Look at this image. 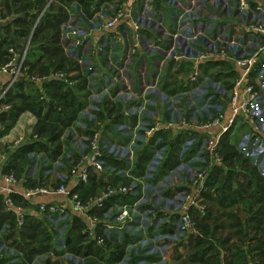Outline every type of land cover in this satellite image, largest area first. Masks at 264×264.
Wrapping results in <instances>:
<instances>
[{"label":"crops","instance_id":"0c3cea01","mask_svg":"<svg viewBox=\"0 0 264 264\" xmlns=\"http://www.w3.org/2000/svg\"><path fill=\"white\" fill-rule=\"evenodd\" d=\"M54 1L49 0L44 11ZM230 1L207 0L213 18L217 17L220 23L234 24L236 28L232 29V32L239 34L241 26L250 21L251 15L245 16L237 13L236 3ZM250 1L264 5V0ZM63 2L64 4H57L55 1L53 6L57 8L61 5L69 8L66 20L61 21V29L69 22L82 25L81 21H89L95 15L102 13V10L107 9L109 5L115 4L125 8L132 15H136L144 8L143 3L133 2V0H94L91 8L95 11L89 17V14L85 16L81 2L76 0L73 2L63 0ZM170 2L172 3L171 0ZM4 4H7L5 0H0L1 13L3 14L4 11L3 15L6 16H0L1 28L17 18L15 13L6 12L7 8ZM172 6L168 0H158L152 9L154 19L140 20L141 30L138 33H135L130 22L127 21L121 24L122 26L127 25L124 31L121 29L122 26H119L111 31L98 30L92 34L91 47L103 49L97 63L103 65L104 68L107 67L108 61L127 56L133 58L134 75L128 77L129 83L121 82L120 84L126 85L127 88L132 87V89L135 85L143 92L146 87H154L149 92H145V96L135 98L127 92L111 88L102 99H96L93 102L86 91L89 71L86 67L79 66L78 71L71 72L70 70L68 75L66 74L71 84L67 85L65 92L75 96L78 112L76 118H73L61 133V143L45 142L44 145L47 147V152H45L42 144L44 136L35 134L34 126L37 119L30 112L21 113L18 120L9 126L8 131L0 136V174H5L2 170L14 163L15 171L19 174L15 190L22 193L36 187L56 188L65 177L68 178L66 183L71 185L72 170L81 155L87 151L89 138L98 132L103 150L112 155L111 159L114 162L112 167L106 165V172L98 177V182L103 185L101 193L113 186H137L141 200L138 204L141 205L138 207L139 214L135 216L134 223L125 230L113 227L115 224L113 218L118 212V206L130 202V199L126 197L111 198L103 212L94 209L87 211L85 215L75 213L67 220L59 217H42L36 210V204L39 202L66 203V200L60 196H44L36 199L32 204L15 196L13 198L15 204L31 213L24 229L18 232L15 228L14 217L6 213L3 197L0 196V251H3L7 257L6 262L12 261L13 264H79L80 262V264H85L88 259L86 260L83 256V252L92 242L83 237L81 231L89 224L87 220L89 217H96L100 222L98 233L104 234L105 232L108 237V251L106 250L101 258L94 259L97 263L196 264L192 262L190 256L196 240L202 237L201 231V236L194 239L195 242L190 248L182 243L177 246L162 245L154 242L151 234H163L168 231L169 222H171L169 218L174 216L173 209L180 204L183 195L188 190L191 192V180L195 171L203 164V141L214 133L192 130L186 125L204 123L219 111H223L226 116L231 115L227 94L233 86L236 74L228 63L222 61L204 62L196 66L191 57H194L201 47L186 45L179 40L181 49L178 50V54L185 56V59L168 60L176 32V8H174L175 5ZM40 18L41 15L37 18L35 16L31 35ZM31 35L24 46L23 53L15 51L17 55L21 56L28 50ZM59 36L62 42L64 37L62 30L61 35H56V38ZM108 39L119 42V48H111ZM149 46L151 47L148 48ZM62 49L64 51L63 46ZM64 52L67 55L66 51ZM195 69L198 76L197 80L192 83L190 77ZM78 76L80 78H77ZM21 78L26 82L28 80L23 70ZM49 80L51 78L47 81ZM32 81L33 85L24 87L23 93L27 96L34 95L44 84L40 78H32ZM8 82L7 75H0L1 94ZM46 100L53 102L51 97ZM13 103L19 108L22 107L15 100ZM13 103L10 102L9 106L11 107ZM54 104L57 105V102ZM1 118L0 116V124L5 126ZM154 127L159 128L148 136V131ZM250 132V128L239 119L229 136L230 143L234 145L236 151L241 153V146H239L241 138L243 134ZM39 137L40 140H38ZM37 141L41 143L38 150L32 149L28 153L24 152L21 159L18 157L14 158V161L11 159L18 153V150L27 149L26 146L39 143ZM54 145H60V155L56 158L51 154ZM239 181L241 184L247 183L245 178H240ZM233 183L234 181L229 183V186L232 187ZM209 191L208 196L214 198V190ZM234 192L228 194L233 193L237 196ZM262 193H264V187ZM243 196L245 197L246 194ZM136 200L137 197H132L130 203ZM204 202L208 211L212 202L209 198ZM261 207V204H256L250 214L243 210L241 203L233 204L225 209H237L234 210L236 217L248 221V215L252 216ZM213 208L215 213H217V208L222 210L221 207L215 205ZM260 212L263 214L264 208ZM152 214L157 216L155 223L150 220ZM247 224V228L254 226L249 221ZM75 227L80 228L78 240H81V244L77 245L80 246L78 254L76 251H69V247L66 246V238ZM74 240L77 243L78 240ZM232 243L244 248V244L240 245L241 240ZM255 244L260 247V241ZM161 246H163V252L158 250ZM152 249L157 251V254H153ZM224 253H226L225 250ZM224 253L221 252L222 264L228 257V254Z\"/></svg>","mask_w":264,"mask_h":264},{"label":"built area","instance_id":"2783aa9c","mask_svg":"<svg viewBox=\"0 0 264 264\" xmlns=\"http://www.w3.org/2000/svg\"><path fill=\"white\" fill-rule=\"evenodd\" d=\"M135 1L144 4L143 10L136 15H132L125 8L113 4L87 22L81 21L77 17L82 25H74L73 22H69L62 26L61 30L64 37L61 44L64 51L70 58L74 59L78 66L86 67L89 71L86 79V91L89 99L93 102L96 99H102L105 94L110 92L111 88L127 92L135 98L143 97L145 92L154 89L152 86L146 87L143 92L135 85L132 89V87L127 88L126 85L120 84L121 82L129 83L128 77L134 75L133 58L127 56L108 61L107 67L104 68L103 65L97 63L103 49L91 47L92 34L98 30L111 31L129 21L135 33H138L141 30L140 20L154 19L152 9L158 0H133V2ZM171 1L172 3L168 0V3L175 5L174 8H176V32L175 45L173 44L171 47L168 60L179 61L185 59V56L178 54V50L181 49L179 40L186 43V45L201 47L198 50L199 52L191 57L196 66L204 62L216 63L222 61L228 63L236 74L233 86L227 94L231 115L226 116L223 111H219L204 123L186 125L187 128L192 130L214 133L203 141V164L195 171L191 180V192L188 190L183 195L180 204L173 209L174 216L169 218L171 222H169L168 231L163 234H151L153 241L162 245L177 246V244L182 243L190 248L192 243L195 242L194 239L201 236L198 222L207 213L204 202L205 195L208 193L207 180L216 167L223 165L222 144L227 136L232 134V130L238 124L239 119L251 130L250 133L243 134L241 138L239 145L241 151L246 153L253 165L261 170L260 172L264 177V5H259L256 2L252 3L250 0H232L236 3L237 13L245 16L251 15L250 21L246 22L243 25L244 27L241 26V33L234 34L232 32V29L236 28L234 24L220 23L217 17L213 18L207 0ZM225 1L231 2L230 0ZM222 9L224 10L223 7ZM121 29L126 30L127 25H123ZM108 40L111 48H119V42L112 39ZM9 54L11 55L9 62L0 67V75L9 77V82L0 96V101L4 99L6 93L20 79H23L21 73L26 52L19 56L13 49H10ZM197 76L198 72L195 69L190 81L194 83ZM55 78L67 85L71 84L63 73L56 74ZM10 108L9 105L0 104V112H8ZM94 108L91 109L95 110ZM4 128L0 124V132ZM158 128H151L148 131V136H151ZM103 155L112 156L103 150L101 138L97 132L89 138L87 151L81 155L71 172V185L66 183L68 178L65 177L58 187L52 189L36 187L22 193L17 192L15 187L18 184V178L13 174H0V196L3 197L6 213L14 217L16 230L21 232L24 229L31 213H28L22 206L15 204L13 199L15 196L31 204L36 199L44 196H60L66 200V203L39 202L36 204V210L42 217H59L67 220L75 213L85 215L87 211L94 209L103 212L106 209L107 202L114 197H126L130 199V202L132 197H137L135 202L118 206V212L113 218L115 220L113 227L121 230L127 229L130 224L134 223L135 216L139 214L138 207L141 205L138 204L141 200L137 186L109 187L98 197L89 199L87 203H83L80 195L75 191L80 185L88 182L90 175L94 174L99 177L106 172V162L103 160ZM135 194L138 195L135 196ZM150 218L154 223L157 221V216L153 214ZM87 220L89 224L82 229L81 235L87 238L89 242L108 251L106 233H98L100 225L98 218L89 217ZM158 250L163 252V246ZM165 252L166 250L164 254ZM152 253L157 254V251L152 249ZM6 259L7 257L3 251H0V264H13L12 261L6 262Z\"/></svg>","mask_w":264,"mask_h":264},{"label":"trees","instance_id":"16d2710c","mask_svg":"<svg viewBox=\"0 0 264 264\" xmlns=\"http://www.w3.org/2000/svg\"><path fill=\"white\" fill-rule=\"evenodd\" d=\"M55 1L57 4H64L63 0ZM73 1L74 0H72V2ZM76 1L81 2L85 16L89 14V17H91L95 11V9L91 8L94 0ZM48 2L49 0H5V3H7L5 5L7 8H5L6 12L9 14L10 12L15 13L17 18L5 27H0V67H2L9 62L11 56L9 54L10 49H14V51H18L20 54L23 53L24 46L28 43L29 36L31 35L35 23L34 18L42 14L38 25L34 29L33 35L30 37L28 50L25 55L23 73L28 80L27 82L25 79L19 80L14 87L6 93L4 99L0 101L2 105H9L10 102L13 103V100H15L22 105V107L19 108L13 103L8 112H0L2 123L5 124V128L0 132V136L8 131L9 126L13 125L18 120L21 113L30 112L37 119L36 125L34 126L35 134L37 133L38 135L41 134L44 136L42 144L45 152H47V147L44 145L45 142H51L53 144L56 142L61 143V133L68 127V123L72 121L73 118H76L78 112L75 96H73L72 93L70 95L66 94L65 89L68 88L67 84L55 78V75L63 73L66 76L70 70L71 72L79 70V66L74 59L65 55L61 46V37L59 36L56 38V35H61V21L62 19L66 20L69 8H65L61 5L54 8L53 2L48 5L47 9L44 11ZM65 5L67 6L68 4ZM26 14H29V16H26ZM55 15L57 16L56 18L54 17ZM0 16L3 17L5 15L0 12ZM32 78H40L41 82L44 84L34 95L27 96L23 93L25 90L24 87L27 85L30 86V84L33 85ZM48 78H51V80L47 81ZM77 78H80V76ZM49 97L53 98V102H47L46 99ZM54 102H57V105H55ZM6 123L8 125H6ZM38 140H40V137ZM39 146H41L40 142L32 144V146H26L27 149L18 150V153L12 156L11 159H13V161L14 158L17 157L21 159L23 158L22 154H24V152L28 153L32 149L38 150ZM59 148L60 145H54L52 149L53 153L51 151L53 157L56 158V156L60 155ZM222 156L223 165L221 167H216L208 179V193L205 195V199L209 198L212 202V206L207 211L205 217L199 219L198 226L202 237L196 240L190 258L192 262L196 264H222V249L223 251L227 250L229 252L223 264H264V250L261 252V246L264 249V242L258 247V250H260L258 256L261 255L262 257L261 261L258 262L255 261V254H253L254 250H246L249 243H252L254 238L248 237L246 242L241 240L244 244V248L233 243L230 248L228 246L230 239H217L215 237L216 232L222 230L223 226H221V224H213L215 217L213 206L227 208L233 204L239 203H241L243 210L246 211L247 214H250L251 211L254 210L256 204L259 203L262 205L252 216L248 215L247 219L249 223L254 226H252V228L243 229V231L237 230L239 235L242 234L244 230L248 231L245 232L246 234L261 230V234H264V213L262 214L260 212V210L264 208V193H262L264 187L263 175L253 165L250 159L244 158L240 152L236 151L234 145L230 143L229 136H227L222 144ZM111 158L112 156L103 155V160L106 162V165L110 167L114 164ZM241 159V164L249 166L250 163L252 164V166H250L251 170L248 173L243 172L241 174L234 169L237 165V160ZM2 171L7 174H13L19 178V174L15 171L14 163H11L9 167L6 166L5 170ZM240 178L247 179V183L241 184L239 181ZM232 180L236 181L235 183L237 184V188L234 192L237 196L233 193L230 195L228 194L230 192L226 191V188H230L229 183H231ZM102 189L103 185L98 182V177L92 174L89 176L88 182L80 185L75 191L80 195L83 203H87L89 199L98 197ZM210 189L214 190V198L208 196ZM244 194H246L245 197L243 196ZM195 216L199 218L197 214H195ZM229 216L233 220L238 218L235 217L234 214H230ZM229 225L235 226V228L241 226L239 222ZM79 232L80 228L75 227L66 238V246L69 247V251H80V246H77L81 244V240H78V238H80ZM74 239L78 240L77 243ZM83 253L86 260L88 259L85 261V264H100L94 259L101 258L103 254L105 255V250L91 243Z\"/></svg>","mask_w":264,"mask_h":264},{"label":"rangeland","instance_id":"374dc122","mask_svg":"<svg viewBox=\"0 0 264 264\" xmlns=\"http://www.w3.org/2000/svg\"><path fill=\"white\" fill-rule=\"evenodd\" d=\"M4 5H6V4H4ZM3 14H4V11H3ZM22 127L24 128V126H22ZM241 153H242V156L244 158L249 159L248 156L246 155V153H243L242 151H241ZM241 162H242V159L241 160H237V165L235 166L234 169L236 171H239V173H241V174L243 172L248 173L251 170L250 166H252V164L250 163V166H249V165L241 164ZM259 171H261V170H259ZM232 181H234V180H232ZM235 182L236 181H234L232 187L226 188V191L227 192H232V191H235L236 190L237 184ZM234 210H237V209L226 210L225 208H222V210H221V209H218L217 208V213H215L214 223L213 224H221V226H223V229L220 230V231H217L216 234H215V237L217 239L218 238L219 239H225V238L230 239V245H229V247L231 246L232 242H235L236 240H243L244 242H246V240H247L248 237L254 238L253 241H252V243H249V246H248V248L246 250L247 251L254 250L253 251V254H255L254 255L255 258H256L255 261L260 262L261 261L260 258H262V257H261V255L258 256V254H256L257 252H260V250H258V246L259 245L255 244V243H257V241L258 242L260 241V245H261L262 242H264V234H261L262 233V230L261 231H255V232H249V234H246L245 232H248V231L244 230V232L239 235V233H238L237 230L243 231V229H246L247 226H248L247 225L248 221H246L245 219L240 220L239 217L236 220L231 219V217L229 215L230 214H234ZM234 216L236 217L235 214H234ZM238 221L241 224V226H238V227L235 228V226H230L229 225V224H236ZM255 238H256V240H255ZM240 245H243V242ZM239 247H241V246H239ZM263 250L264 249L261 246V252ZM221 251L224 253V251L222 249H221ZM225 252L226 253H224V254H228L229 253L227 250H225Z\"/></svg>","mask_w":264,"mask_h":264}]
</instances>
